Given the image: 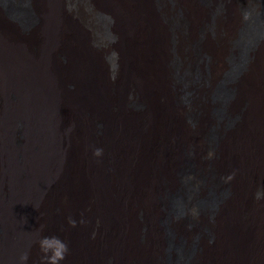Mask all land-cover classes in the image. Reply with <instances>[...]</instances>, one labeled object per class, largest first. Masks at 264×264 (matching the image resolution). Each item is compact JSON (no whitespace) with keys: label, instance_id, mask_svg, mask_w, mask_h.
Returning a JSON list of instances; mask_svg holds the SVG:
<instances>
[{"label":"bare ground","instance_id":"6f19581e","mask_svg":"<svg viewBox=\"0 0 264 264\" xmlns=\"http://www.w3.org/2000/svg\"><path fill=\"white\" fill-rule=\"evenodd\" d=\"M168 1L0 0V264H264V0Z\"/></svg>","mask_w":264,"mask_h":264},{"label":"rangeland","instance_id":"374dc122","mask_svg":"<svg viewBox=\"0 0 264 264\" xmlns=\"http://www.w3.org/2000/svg\"><path fill=\"white\" fill-rule=\"evenodd\" d=\"M202 1L204 3H207V4L209 3V0H202ZM168 3H170L169 8L171 11L170 17L168 18L171 30L173 32L180 33L181 35H183L186 38V31H185V27H184L185 22H182L181 17L178 14V12L172 8L171 2L168 1ZM218 3H220V4L222 3V5H225L228 3V0H219ZM63 4H64L65 9L77 13L80 17H82L83 19H86L89 22L93 21V20H94V22H101L103 19V18L98 19V16L96 17L97 18L96 19L93 16V14L90 10V7L87 4V0H63ZM31 18H32V16H31ZM34 21H36V16L33 15V18L31 20H30V18H28V20L25 21L24 25L25 26H31ZM210 28H211V24L208 25L203 30L209 31ZM177 40H178V37L176 35H173L171 38V43L173 46H175L177 44ZM197 42L198 41H196V40L186 42V47H185L191 53L193 52L195 54V57L198 56ZM228 56H229V54L226 56V59H225L226 63H227ZM116 57L118 58V56H116ZM172 69H173V74H174L175 79H178L180 76V73H178V70H177L178 64H177V59L175 57V54H174L173 62H172ZM131 90L133 93L135 92V90H133V89H131ZM133 95L135 98H133L130 102L131 105L133 106V108L145 107V103H143V101H141L138 98V94L135 92ZM192 98H193L192 92H189L186 88L181 89V91L179 93V100L182 103L188 104ZM209 98H210V96H209ZM189 108H190V110L187 113V119H188L189 123L194 124L197 121V115H198L197 108L194 107L193 104H190ZM213 110H212V112H213ZM214 126L215 125H211V126L207 127V129L204 133V142H205L207 150H212L213 146L215 145L216 139H217L216 138L217 137L216 127H214ZM190 162H192V161L189 160V156H187L186 160L184 162V165L181 168L180 177L182 180H184V182L186 181L187 176L190 174V171H191ZM19 165L21 167V173H22L23 165L21 164V159L19 160ZM207 175H210V172H208ZM211 178H213V173L211 175ZM212 181L215 182V179L213 178ZM22 186H23L22 181L12 183L11 191H12L13 195H19L21 190H22ZM222 190H224V189H222ZM222 190H220V193L218 194V196L222 195ZM170 211H171V208H170ZM188 218H189V216H188ZM8 232L9 231L3 229L2 233H1L2 240L0 241V249H1L3 254L8 253V251H9V249L7 248V245H6V242L8 243V241H7L8 240ZM202 234L207 236L208 234H210V230L208 228H203ZM166 240H167L169 250H173V249L175 250V248L177 247L178 244L174 245V242L172 241V235L169 231H167ZM193 241H195V240H193ZM193 241H190L189 243H191ZM1 260H3V259H1ZM169 261H170V264H175V259H173V260L169 259Z\"/></svg>","mask_w":264,"mask_h":264}]
</instances>
